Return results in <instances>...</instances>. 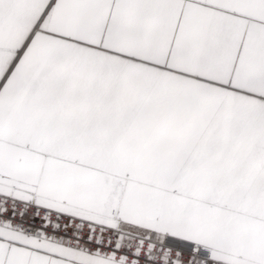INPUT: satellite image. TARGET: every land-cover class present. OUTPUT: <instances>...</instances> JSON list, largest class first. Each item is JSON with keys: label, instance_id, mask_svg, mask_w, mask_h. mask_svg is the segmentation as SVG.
<instances>
[{"label": "snow or ice", "instance_id": "1", "mask_svg": "<svg viewBox=\"0 0 264 264\" xmlns=\"http://www.w3.org/2000/svg\"><path fill=\"white\" fill-rule=\"evenodd\" d=\"M0 264H264V0H0Z\"/></svg>", "mask_w": 264, "mask_h": 264}]
</instances>
